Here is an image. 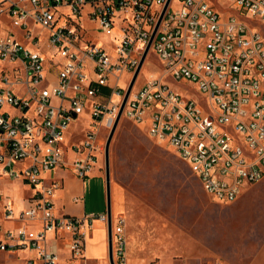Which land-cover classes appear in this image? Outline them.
I'll list each match as a JSON object with an SVG mask.
<instances>
[{"label": "built area", "instance_id": "1", "mask_svg": "<svg viewBox=\"0 0 264 264\" xmlns=\"http://www.w3.org/2000/svg\"><path fill=\"white\" fill-rule=\"evenodd\" d=\"M223 1H0V15L19 29L0 33V61L9 63L0 67V177L32 189L16 211L8 196L2 203L3 218L19 225L0 222V264H58L62 240L67 264H86L88 231L95 218L108 222V213L56 211L61 182H46L43 172L72 167L90 174L105 151L99 131L113 126L150 40L164 71L132 87L122 115L167 142L213 200L233 201L264 176V0H227V14L214 6ZM86 6L107 34L123 14L112 48L82 38ZM165 75L196 84L203 96L182 94ZM85 112L90 127L71 133ZM125 225L124 215L112 225L114 264H127Z\"/></svg>", "mask_w": 264, "mask_h": 264}, {"label": "rangeland", "instance_id": "2", "mask_svg": "<svg viewBox=\"0 0 264 264\" xmlns=\"http://www.w3.org/2000/svg\"><path fill=\"white\" fill-rule=\"evenodd\" d=\"M223 2L214 6L222 14H227L228 1ZM87 14L88 6L81 17L86 27L82 38L101 41L112 48L113 37L121 35L119 27L123 14L117 12L111 34L102 32L97 21ZM6 24L12 26L6 15H0L2 32L7 29ZM12 27L13 31H18ZM41 39L44 42L45 35H41ZM144 61L134 89L164 71V61L154 50L147 53ZM4 63L0 61V67ZM129 76L127 72L122 74L123 84L127 83ZM164 77L171 87L186 96H203L196 84L167 75ZM90 119L88 112L80 115L71 125L70 132L79 135L90 127ZM109 132L104 128L99 131L104 145ZM109 157L111 202L115 207L118 184L125 195L123 215L126 217L128 257L135 264H159L164 257L175 258L179 264H214L217 261L264 264V176L247 185L233 201L213 200L187 161L178 157L167 142L159 143L150 138L146 126L136 124L126 115L121 116L116 127ZM0 192L2 218L1 207L7 196L14 200L16 211L24 205L31 187L18 178L3 176L0 177ZM84 202L87 213L107 212L105 155L85 177ZM12 224V221H6L4 227Z\"/></svg>", "mask_w": 264, "mask_h": 264}, {"label": "crops", "instance_id": "3", "mask_svg": "<svg viewBox=\"0 0 264 264\" xmlns=\"http://www.w3.org/2000/svg\"><path fill=\"white\" fill-rule=\"evenodd\" d=\"M12 26H10L9 24H6L7 29H5L4 32L0 30V33L2 34L7 31L13 30ZM56 70L57 69L54 67L51 68L50 72H51L52 77L56 76ZM70 168L71 167L69 168L59 167V168L54 169L53 171L43 172V175L47 177L46 182H48L50 178L52 177L57 178L61 182V185L55 190V196H54L55 210L61 213H70L73 215H96L94 213L90 214L86 212V204L84 202L85 177H81L77 175L76 172H74V170H70ZM116 192H117V202L115 204V207L112 206V202H111V226L117 221L118 216L124 214L123 212L125 209V195H124L122 187L118 184H116ZM31 194H32V189H31V193L25 198L24 205H26L27 199ZM74 196H82V197H81V200L74 201L73 200ZM10 199L14 203V200L12 198ZM24 205H22V207ZM102 213H105V212H102ZM6 221L8 220L4 219L2 215V218H0L2 227H4V222ZM12 222L13 224L9 227H16L19 225L18 221H12ZM7 227H4V228H7ZM0 235H1V232H0ZM64 243H65V240L60 241L61 259L58 264L68 263L67 262V251L64 247ZM84 253L86 257L84 260V263L86 264H111L110 255H109L108 222H104L103 220L98 219V218H95L93 220L91 228L89 229L88 234L85 239ZM3 257H7V255ZM8 263H11V261H8ZM127 264H135L132 259H129L128 253H127ZM159 264H179V261L172 257H164L160 260Z\"/></svg>", "mask_w": 264, "mask_h": 264}, {"label": "water", "instance_id": "4", "mask_svg": "<svg viewBox=\"0 0 264 264\" xmlns=\"http://www.w3.org/2000/svg\"><path fill=\"white\" fill-rule=\"evenodd\" d=\"M150 45H151V40L148 43V45H147V47H146V49H145V51L141 57L140 63H139L137 69L135 70V72L133 74L131 82H130L127 90H126V93H125L124 99L122 101L121 107H120L118 114L116 116L115 122L110 129L107 141L105 143L104 155H105V176H106V181H107V213H108V230H109V255H110V260H111L112 264H114V263H113V252H112V226H111V194H110L111 173H110V157H109L110 143H111L112 137L114 135V132L116 130V127L119 123V120L122 116L123 109H124L125 103L127 101V98L131 92V89H132V87H133V85H134V83L138 77V74L140 72V69L144 63L146 55L150 49Z\"/></svg>", "mask_w": 264, "mask_h": 264}, {"label": "bare ground", "instance_id": "5", "mask_svg": "<svg viewBox=\"0 0 264 264\" xmlns=\"http://www.w3.org/2000/svg\"><path fill=\"white\" fill-rule=\"evenodd\" d=\"M145 62V61H144ZM141 69H142V67H141ZM141 69H140V71H141Z\"/></svg>", "mask_w": 264, "mask_h": 264}]
</instances>
